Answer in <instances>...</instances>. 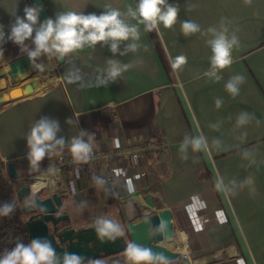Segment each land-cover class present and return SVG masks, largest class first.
<instances>
[{"label": "crops", "instance_id": "obj_1", "mask_svg": "<svg viewBox=\"0 0 264 264\" xmlns=\"http://www.w3.org/2000/svg\"><path fill=\"white\" fill-rule=\"evenodd\" d=\"M43 2L53 18L66 11L99 15L106 6L125 13L137 4L136 0ZM169 3L179 6L178 21L171 29L160 25L158 31L154 30L156 43L143 24L126 16L127 22L136 24L140 31V47L135 52L113 56L107 46L97 44L95 49L85 47L63 58L65 66L55 57L48 58L56 76L52 83L30 95L0 103L4 175L16 191L29 183L33 190H41L42 196L59 194L67 186L68 192L61 195L62 209L75 227L112 219L125 230L143 216L134 202L120 203L119 198L140 190L143 196L153 198L156 210L152 213L163 208L171 212L175 235L164 245L178 255L167 260L168 264H264V0H252L251 4L245 0ZM26 5L31 6L30 0H0V25L6 33L14 11L23 16ZM185 20L198 23L201 32L185 36L181 30ZM222 20L229 34L235 32L238 36L239 46L232 52L234 63L215 82L204 76L211 56L206 43L211 34L204 32L219 27ZM26 43L30 45V41ZM127 43L121 44V52ZM3 48L4 55H11L9 59L22 54L11 41ZM181 55L187 56V64L173 69L172 64ZM3 59L6 62L0 66L7 67L9 59ZM108 59L132 66L115 83L97 86V76ZM29 72L22 69L19 78L26 79ZM237 74L243 75L245 82L239 95L232 97L224 85ZM19 85L3 78L0 95ZM217 98L223 101L220 107L216 106ZM245 111L254 119L238 126L237 117ZM42 116L59 121L57 138L63 137L65 145L58 152L70 147L72 137L81 131L87 133L83 139L93 149L160 140L167 147L145 154L136 165L129 157H121L120 171L124 177H132V183H111L117 193L109 196L106 184L96 183L85 168L78 176L68 167L55 172L56 155L43 160L39 170L30 169L25 139L35 120ZM69 119L72 122L66 123ZM217 124L218 130L211 127ZM198 134L207 137L209 150L193 151L189 145L181 152L185 137L191 139ZM214 139L221 141L218 147L213 145ZM8 161L15 163L18 179L8 176ZM36 176H42L43 183L33 187L31 181ZM217 181H222L220 191L215 187ZM194 214L202 220L199 228L193 225ZM88 262L129 264L126 249Z\"/></svg>", "mask_w": 264, "mask_h": 264}, {"label": "clouds", "instance_id": "obj_2", "mask_svg": "<svg viewBox=\"0 0 264 264\" xmlns=\"http://www.w3.org/2000/svg\"><path fill=\"white\" fill-rule=\"evenodd\" d=\"M245 3L251 4L252 0H245ZM41 11L40 5H26L23 8V16L14 11L12 14L14 20L9 25L7 33L4 26L0 25V59L4 57L3 45L8 41L15 44L21 53L26 54L31 65L40 71H43L45 67L43 63H37L41 57L63 59L85 47L95 49L97 44L101 47L107 46L113 56L117 54L123 56L129 52H135L140 47L137 43L140 39L139 28L136 24L128 23L126 16L137 19L138 24L144 25L145 31L152 32L158 31L160 25L166 29L173 28L178 21L180 9L178 5L169 3V0H137L135 9L129 6L125 13L106 6V10L99 15L66 11L42 21ZM181 30L185 36H190L200 33L201 27L192 20H185L181 23ZM204 34H211V38L206 41L211 50L210 66L204 72V76L219 82L222 79L220 73L234 63L232 52L234 47L239 46V38L235 32L229 34V29L223 20L219 27H209ZM29 41L31 46L26 43ZM125 42L128 43L121 52L120 46ZM187 62V56L181 55L175 59L172 67L178 70ZM131 66L115 59H108L106 67L97 76V86L107 87L110 83H115ZM75 79L80 77L76 76ZM244 82L245 77L237 74L228 79L224 87L229 95L236 97ZM215 103L217 107H220L223 101L217 98ZM253 119L252 113L241 112L237 117V125H246ZM71 122V119L66 121V123ZM211 127L218 130L219 125H211ZM59 131L60 125L56 119L42 116L35 120L25 139L26 159L30 169L39 170L41 162L48 156L60 155L57 149L63 148L65 139L57 138ZM85 135L87 133L81 131L78 136L72 137L70 143L69 151L72 158L79 163H86L93 150L92 145L83 139ZM246 135L247 133H244L243 137ZM212 143L218 147L221 141L214 139ZM189 145L193 151L209 150L208 139L202 134L194 135L191 139L186 136L180 145V151L185 152ZM181 158L186 159V157ZM247 182L251 183L252 180L249 179ZM215 187L218 191L222 190V181H217ZM14 211L15 206L12 203H4L0 207V215L9 216ZM162 223L166 226V223L163 221ZM96 234L101 241H114L125 233L120 224L112 219H99L96 221ZM126 254L129 264H156L157 261L160 264H168L163 254L154 253L151 248L137 244L135 241L128 243ZM0 264H85V257L68 252H64L61 257L50 241L36 237L27 244L18 242L13 248L0 254Z\"/></svg>", "mask_w": 264, "mask_h": 264}, {"label": "water", "instance_id": "obj_3", "mask_svg": "<svg viewBox=\"0 0 264 264\" xmlns=\"http://www.w3.org/2000/svg\"><path fill=\"white\" fill-rule=\"evenodd\" d=\"M30 3L42 6L41 21L50 17L43 0H30ZM56 61L61 66L66 65L64 59L56 58ZM6 66V69L0 66V78H8L12 85H22L6 89V93L0 95V103L35 92V81L25 82V77L19 78L20 71L24 68L29 69L30 74L34 72V66L31 65L26 54L22 53L12 57L7 61ZM5 169L8 176L18 179L19 174L13 161H8ZM106 190L109 196L117 193L115 185L112 184H106ZM16 198L26 216L25 226L29 242L36 237L47 239L61 257L64 252L76 253L85 257V262H88L101 255L121 252L131 241L151 248L154 253L163 254L167 260L178 255L176 251L164 245L170 242L175 235L170 210L163 208L157 213H152L156 210L153 198L143 196L140 190L119 198L120 203L134 202L143 217L137 223L127 225L124 236L117 237L114 241H101L96 234V224L75 227L68 213L62 209L61 195L56 192L42 196L41 190H33L27 183L16 191ZM162 221L166 223V226Z\"/></svg>", "mask_w": 264, "mask_h": 264}, {"label": "built area", "instance_id": "obj_4", "mask_svg": "<svg viewBox=\"0 0 264 264\" xmlns=\"http://www.w3.org/2000/svg\"><path fill=\"white\" fill-rule=\"evenodd\" d=\"M167 143L164 140L160 141H145L134 143L127 147H121L116 144L107 149H93L86 163H79L73 160L69 151L70 147L60 151V155L55 156V172H59L63 167L71 168L75 175L81 174L85 168L88 170L96 183L111 184L118 180H125L132 183V177H124L120 171V159L123 156L129 157L132 164L136 165L145 154H150L156 150H165ZM106 170L107 172H103ZM68 192L67 186H64L59 191L60 195ZM194 226L199 228L202 225L200 216L193 215ZM160 264V262H158Z\"/></svg>", "mask_w": 264, "mask_h": 264}, {"label": "trees", "instance_id": "obj_5", "mask_svg": "<svg viewBox=\"0 0 264 264\" xmlns=\"http://www.w3.org/2000/svg\"><path fill=\"white\" fill-rule=\"evenodd\" d=\"M150 35L156 43L154 32H150ZM3 167L4 163L0 161V207L4 203H12L15 206V211L9 216L0 215V254L10 250L18 242L29 243L24 213L16 198V189L6 179Z\"/></svg>", "mask_w": 264, "mask_h": 264}, {"label": "bare ground", "instance_id": "obj_6", "mask_svg": "<svg viewBox=\"0 0 264 264\" xmlns=\"http://www.w3.org/2000/svg\"><path fill=\"white\" fill-rule=\"evenodd\" d=\"M1 63H2V60H0V65H1ZM39 63H43L44 64V66H45L44 70L40 71L39 69L36 68L35 72L30 74L26 78V79H30V80L35 81V91L42 90L43 88L48 86L50 83H52L56 79V76H55V74H54V72L52 70V65H51V63H50L48 58L42 57L40 59ZM3 68L6 69V67H3ZM2 83H3V78H0V87H1ZM42 183H43V177L42 176H36L31 181V185L33 187H37V186H39Z\"/></svg>", "mask_w": 264, "mask_h": 264}, {"label": "rangeland", "instance_id": "obj_7", "mask_svg": "<svg viewBox=\"0 0 264 264\" xmlns=\"http://www.w3.org/2000/svg\"><path fill=\"white\" fill-rule=\"evenodd\" d=\"M137 2V1H136ZM5 57H3V58H5V59H9V56H11V55H4ZM2 60V63H1V66L6 62L4 59H1ZM30 75V72L28 73V75H26V77H28ZM24 81H30V79H25Z\"/></svg>", "mask_w": 264, "mask_h": 264}]
</instances>
